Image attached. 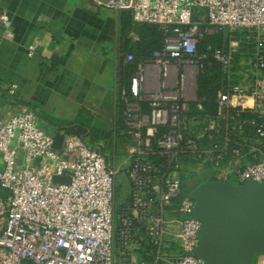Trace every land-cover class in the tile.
Returning <instances> with one entry per match:
<instances>
[{"label":"built area","instance_id":"obj_1","mask_svg":"<svg viewBox=\"0 0 264 264\" xmlns=\"http://www.w3.org/2000/svg\"><path fill=\"white\" fill-rule=\"evenodd\" d=\"M97 2L165 35L134 76L133 99L123 97L122 137L137 151L117 165L78 134L59 146L30 105L0 110V264H206L195 254L203 223L184 170L198 166L204 183L264 184V0ZM1 27L0 41L15 37L8 13ZM215 34L222 44L201 50ZM149 64L161 77L152 94ZM201 74L220 77L213 110L198 97Z\"/></svg>","mask_w":264,"mask_h":264},{"label":"crops","instance_id":"obj_2","mask_svg":"<svg viewBox=\"0 0 264 264\" xmlns=\"http://www.w3.org/2000/svg\"><path fill=\"white\" fill-rule=\"evenodd\" d=\"M97 1L0 0V13L10 15L15 34L0 41V110H15L18 102L30 105L59 146L71 134L90 142L97 134L96 144L122 166L137 151V143L122 140L119 155V140L125 137L117 131L118 74L133 53L125 38L143 24L133 20L134 26L126 27L127 11ZM150 58L141 61L138 70ZM148 66L144 88L152 94L160 89L161 77L157 67ZM194 94L186 92L189 97Z\"/></svg>","mask_w":264,"mask_h":264},{"label":"water","instance_id":"obj_3","mask_svg":"<svg viewBox=\"0 0 264 264\" xmlns=\"http://www.w3.org/2000/svg\"><path fill=\"white\" fill-rule=\"evenodd\" d=\"M192 197L197 200L193 217L203 223L195 254L206 264H256L264 254V184L207 182Z\"/></svg>","mask_w":264,"mask_h":264},{"label":"trees","instance_id":"obj_4","mask_svg":"<svg viewBox=\"0 0 264 264\" xmlns=\"http://www.w3.org/2000/svg\"><path fill=\"white\" fill-rule=\"evenodd\" d=\"M125 15V25L126 27L132 28L133 19L131 13ZM126 35H128V29L125 30ZM137 34L139 35V40L134 41L131 38H125L126 47L129 48V52H133L135 54V61L126 64L122 70L118 74V92H119V104H118V115H117V131L122 136V131L126 127V116H125V108L126 101L124 100V96L128 100H132L133 95V78L138 72V64L141 61H144L147 58L152 57V54L163 47L165 35L164 32L157 25L153 24H143L138 30ZM223 35L215 34V35H206L204 41L201 44V50L205 49V45L213 44L214 46H220L222 44ZM220 79L219 76H209L207 74H201L198 77V97L206 98V104L210 110L214 109V104L212 103L217 94L216 83ZM142 105L146 110L149 109V104L147 102H142ZM99 135L94 134L92 136L93 144H96L99 140ZM197 174L192 173L189 177L184 179V187L189 188L190 183L197 180ZM199 181V180H198ZM203 183H196L197 187L201 186ZM197 187H195L192 191H194ZM259 256V255H258ZM258 256L256 259V264L258 263Z\"/></svg>","mask_w":264,"mask_h":264},{"label":"rangeland","instance_id":"obj_5","mask_svg":"<svg viewBox=\"0 0 264 264\" xmlns=\"http://www.w3.org/2000/svg\"><path fill=\"white\" fill-rule=\"evenodd\" d=\"M198 79V78H197ZM216 83V87L218 88L220 85H219V82H215ZM90 144H93V142L89 141V139H86ZM126 141L127 143H130V145H132V142L129 141L130 139L128 138H125V139H120L119 140V144H118V152H119V155L121 154V149H123V141ZM128 145V146H130ZM108 152H111V151H108ZM125 154V153H124ZM118 155V156H119ZM184 173L186 175V177H189L188 175H190L191 173H196L198 178L196 181H193L191 182L189 188H188V192H192V190L197 187L196 183L198 182V184L200 183H203L204 182V179L202 178V176L204 175V172L203 170H199L198 169V166H194V165H186L185 167V170H184ZM118 180L122 183V189L126 191V193H128V191L130 190V185H129V182L127 180V177L124 173H122L121 175H119L118 177ZM199 180V181H198ZM122 192V190H121ZM192 194V193H191Z\"/></svg>","mask_w":264,"mask_h":264}]
</instances>
